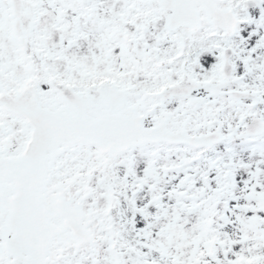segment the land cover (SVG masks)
Returning a JSON list of instances; mask_svg holds the SVG:
<instances>
[{
    "label": "snow or ice",
    "instance_id": "6c2138e0",
    "mask_svg": "<svg viewBox=\"0 0 264 264\" xmlns=\"http://www.w3.org/2000/svg\"><path fill=\"white\" fill-rule=\"evenodd\" d=\"M0 264H264V0H0Z\"/></svg>",
    "mask_w": 264,
    "mask_h": 264
}]
</instances>
